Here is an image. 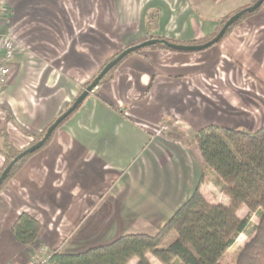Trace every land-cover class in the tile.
I'll use <instances>...</instances> for the list:
<instances>
[{"label":"crops","instance_id":"0c3cea01","mask_svg":"<svg viewBox=\"0 0 264 264\" xmlns=\"http://www.w3.org/2000/svg\"><path fill=\"white\" fill-rule=\"evenodd\" d=\"M225 1L109 0V3L116 19L115 29L120 32V45L127 46L146 37L145 16L155 12L158 18L152 37L181 44L201 41L214 31L218 22L215 18L205 20L204 12L223 15L243 5L241 0H229V6ZM204 2L210 4L207 10ZM11 34L16 41L12 28ZM101 46L99 43L98 47ZM75 53L74 61L84 63L77 50ZM183 54L188 53L148 50L127 57L106 90L98 86L96 97L89 94L57 129L53 141L33 155L9 182L0 193V264H26L32 257L48 258L54 252L63 253L57 250L75 232L76 224L89 221L91 225L95 221L96 212L91 208L103 200L106 192L111 198L102 204L101 215H106L109 207H115L112 211L116 223H123L126 209L132 222L137 223L135 231L120 232L116 239L132 234L154 236L190 198L199 185L201 168L196 164L190 166L184 147L158 140L149 132L150 127L170 116L166 102L171 104L173 97L181 102L178 104L182 111H198L202 90H195L193 95L188 87L186 90L169 87L174 65L168 62L178 60L174 55ZM182 62V68L189 65L186 60ZM141 85L145 86L143 90ZM76 88L77 85L74 90L41 91L42 102L35 106L18 90H7L5 98L23 103V109L34 120V128L29 131L36 133L67 110L78 94ZM19 126L25 129L26 123L19 122ZM3 162L0 155V171ZM200 191L211 205L230 203L227 196L223 204L210 203L201 185ZM242 209L243 206L239 211ZM21 214L29 215L41 226L36 245L29 249H23L11 233ZM90 225L87 233L95 227ZM116 231L118 234L117 227ZM87 236L92 234H85L81 240ZM75 253L80 252H68ZM146 259L153 264L151 255ZM131 263L137 264L138 259H132Z\"/></svg>","mask_w":264,"mask_h":264},{"label":"rangeland","instance_id":"374dc122","mask_svg":"<svg viewBox=\"0 0 264 264\" xmlns=\"http://www.w3.org/2000/svg\"><path fill=\"white\" fill-rule=\"evenodd\" d=\"M241 1L243 5L234 12L223 15L204 12L205 20L218 19L217 27L209 36L196 42V45L210 41L221 29V22L253 4V0ZM225 2L231 5L229 0ZM5 3L10 11V28L16 38L17 51L10 76L0 92V155L4 160L0 174L5 166L4 140L16 152H21L29 148L34 138L41 136L57 118L56 116L36 133L29 131L34 128L32 114L23 109L21 101L7 100L6 91L18 90L19 94L29 100L30 105L35 106L42 102L39 98L41 91L74 90L77 85V98L98 75L104 64L126 47L120 45V32L115 29L116 19L109 0L108 3L106 0H5ZM204 3L207 4L204 6L207 10L210 4ZM99 43L102 44L100 48ZM75 50L84 63L74 61ZM148 50L159 51L144 49L138 53ZM174 56H178V60L173 58L174 60L168 62L174 65V75L169 77L170 89L186 90L188 87L193 95L195 90H202V100H198V111L184 112L178 104L181 102L173 97L171 104L166 102L170 106V116L150 127L149 132L158 140L184 147L190 166L196 164L200 170L203 161L194 138L205 126L214 123L217 127L253 133L264 126V4L257 13L236 23L221 42L206 51ZM185 60L189 67L182 68V61ZM118 67L112 73L111 79L102 81L99 87L105 89L111 84ZM143 87L145 86L141 87L142 90ZM98 90L95 89L90 95L96 97ZM15 106L19 108L15 109ZM20 115L26 117L21 118ZM19 122L26 123V130L17 127ZM201 182L202 191L210 203H225L226 197L221 192L219 179L211 170H205ZM107 196L106 192L103 200L91 208L92 212H96L93 218L95 223L90 225L86 221L76 224L75 232L65 239L57 251L84 252L114 241L120 232L136 230L137 223L132 222L133 218L126 209H123V223H116V215L112 211L115 207H109L106 215H101L102 204L111 198ZM247 214L248 209L245 206L237 213L240 219ZM250 220L253 224H258L254 215H251ZM89 225L95 226L91 233H87ZM85 234L92 236L81 240ZM173 239L174 235L171 234L165 239L163 246ZM248 243L249 238L240 235L235 245L223 256L222 264H237L241 251ZM153 264L160 263L153 259Z\"/></svg>","mask_w":264,"mask_h":264},{"label":"trees","instance_id":"16d2710c","mask_svg":"<svg viewBox=\"0 0 264 264\" xmlns=\"http://www.w3.org/2000/svg\"><path fill=\"white\" fill-rule=\"evenodd\" d=\"M257 1L253 0V4ZM260 8L251 14L243 15L236 23L257 13ZM153 18L155 21L158 18L156 12L145 16L146 37L127 45L120 53L106 62L100 72L125 50L147 41L163 40L178 46L196 45V43L181 44L152 37L150 34L155 25ZM228 19L221 22L222 27ZM236 23L227 30L221 41ZM144 49L176 52L161 44L135 50L115 64L100 79L97 87L102 81L111 79L114 70L127 57ZM94 79L88 83L86 88ZM82 102L60 121L45 140L48 130L57 118L41 136L34 138L29 148L21 152H16L11 144L4 140L5 166L0 174V178L3 175L0 181V192L30 157L51 142L56 130L79 109ZM39 143H41L39 147L28 152ZM194 143L203 161L201 179L206 169L211 170L219 179L221 192L230 201L228 206L209 204L200 191L202 183L200 179L199 185L190 198L154 236L132 234L80 253L54 252L48 264H128L134 258L138 259L137 264H150L146 259L147 255H151L160 264H222L223 256L235 245L240 235L249 238V243L241 251L237 264H264V126L254 133L208 126L198 132ZM242 206L248 209V214L240 219L237 213ZM251 215L257 218L258 224L251 222ZM40 230L39 222L27 214L19 215L11 227L13 237L23 249L36 245ZM171 234L174 235V239L163 246L165 239Z\"/></svg>","mask_w":264,"mask_h":264},{"label":"water","instance_id":"95a60500","mask_svg":"<svg viewBox=\"0 0 264 264\" xmlns=\"http://www.w3.org/2000/svg\"><path fill=\"white\" fill-rule=\"evenodd\" d=\"M264 4V0H258L255 4H253L250 7H247L239 12H237L235 15H233L231 18H229L227 20V22L223 25V27L221 28V30L219 31V33L209 42L203 44V45H194V46H178V45H174V44H170L166 41L163 40H151V41H147L144 42L140 45L134 46L132 48H129L127 50H125L124 52H122L119 56H117L115 58V60H113L111 63H109L101 72L100 74L94 79V81L87 87L85 88V90L82 92V94L75 100V102L72 104V106L63 114H61L57 120L54 122V124L51 126V128L48 130L47 135L45 136L44 140L48 137L49 133L54 130L58 124L60 123V121L62 119H64L67 115H69L72 111H74L77 106L91 93L93 92L96 88L97 85L100 81V79L118 62H120L125 56H127L128 54H130L131 52L135 51V50H139V49H143L155 44H161L167 48H169L170 50L176 51V52H184V53H198V52H202L204 50H207L209 48H211L212 46H214L215 44L219 43L221 41V39L224 37V35L226 34L227 30L234 24L236 23L243 15L245 14H251L253 12H255L257 9H259L262 5ZM43 140V141H44ZM42 143V142H41ZM41 143H39L37 146H35L34 148L30 149L28 152L33 151L34 149H36L37 147H39L41 145ZM3 175L0 178V181L2 180Z\"/></svg>","mask_w":264,"mask_h":264},{"label":"built area","instance_id":"2783aa9c","mask_svg":"<svg viewBox=\"0 0 264 264\" xmlns=\"http://www.w3.org/2000/svg\"><path fill=\"white\" fill-rule=\"evenodd\" d=\"M9 17L10 11L5 0H0V91L8 80L17 51L16 41L11 34ZM49 259L50 257H32L26 264H48Z\"/></svg>","mask_w":264,"mask_h":264}]
</instances>
